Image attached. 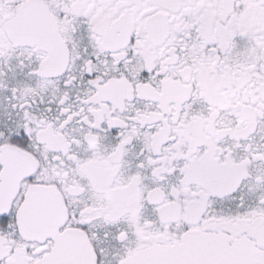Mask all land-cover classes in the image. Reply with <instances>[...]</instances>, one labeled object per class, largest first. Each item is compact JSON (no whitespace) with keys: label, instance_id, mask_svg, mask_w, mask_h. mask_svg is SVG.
<instances>
[{"label":"snow or ice","instance_id":"6c2138e0","mask_svg":"<svg viewBox=\"0 0 264 264\" xmlns=\"http://www.w3.org/2000/svg\"><path fill=\"white\" fill-rule=\"evenodd\" d=\"M0 264H264V0H0Z\"/></svg>","mask_w":264,"mask_h":264}]
</instances>
